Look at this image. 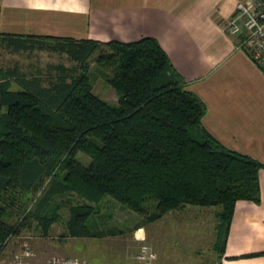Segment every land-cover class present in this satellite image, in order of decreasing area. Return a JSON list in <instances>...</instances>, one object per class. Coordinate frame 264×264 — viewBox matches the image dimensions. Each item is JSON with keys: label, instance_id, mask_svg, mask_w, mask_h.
Instances as JSON below:
<instances>
[{"label": "trees", "instance_id": "trees-1", "mask_svg": "<svg viewBox=\"0 0 264 264\" xmlns=\"http://www.w3.org/2000/svg\"><path fill=\"white\" fill-rule=\"evenodd\" d=\"M1 48L66 54L74 64L0 65V242L22 228L5 219L10 193L35 192L46 176L60 173L63 179H51L31 215L46 234L57 218L50 201L71 191L85 201L70 206L73 236L103 233L94 234L87 220L106 195L148 222L187 205L215 206V249L223 256L237 201L261 202L264 163L205 128V102L187 88L156 37L122 42L0 33ZM97 51V62L115 67L109 80L117 102L93 90L88 60ZM81 151L89 165L77 158Z\"/></svg>", "mask_w": 264, "mask_h": 264}, {"label": "crops", "instance_id": "crops-1", "mask_svg": "<svg viewBox=\"0 0 264 264\" xmlns=\"http://www.w3.org/2000/svg\"><path fill=\"white\" fill-rule=\"evenodd\" d=\"M237 1L0 0V33L122 42L156 37L187 88L205 102V128L226 147L264 163V71L240 45L241 36L226 27L237 12ZM0 65L10 64L1 61ZM259 182L261 202L237 201L225 252L215 264H264V168L259 171ZM52 207L57 210L58 205L48 209ZM114 215L102 216L101 222L92 215L88 226L94 234L103 232L92 236L69 233L66 222L70 212L61 226H56L54 219L47 234L37 219L39 236L31 235L28 224L8 244L17 251L25 238L21 233L31 235L27 239L35 255L30 257V264H47L46 260L57 253L72 254L65 247L78 240L117 241L124 222L119 212ZM9 222L14 224L15 220ZM119 252L125 254L124 250Z\"/></svg>", "mask_w": 264, "mask_h": 264}, {"label": "rangeland", "instance_id": "rangeland-1", "mask_svg": "<svg viewBox=\"0 0 264 264\" xmlns=\"http://www.w3.org/2000/svg\"><path fill=\"white\" fill-rule=\"evenodd\" d=\"M109 51L107 50V52ZM100 52L97 51L90 57L87 71L91 77L94 92L100 95L101 98L114 102L118 100V93L116 88L111 85L109 77L114 74L115 67L112 64L97 62ZM0 54V62L13 64L17 61L25 68L30 65L33 69L46 68L48 63L57 62L68 65L74 64V62L69 61L66 55L60 56L59 53H51L45 50L44 52L34 51L31 53L25 51L24 53L8 54L6 49L1 48ZM16 87L14 86L13 89H16ZM2 111H5L4 106ZM77 158L85 165H89L92 161L91 157L82 151L77 154ZM55 177L63 179V174L55 175L51 173V175L46 176L40 189L35 192L16 191L10 193L8 201L12 207H9L5 219L15 220L14 225L22 222L23 228L29 224L31 235L39 236L40 228L35 227L38 223L37 218L31 215L33 211H36L34 209L37 207L39 200L44 197L51 185V179ZM52 199L53 203H50L48 208L55 204L58 205L57 210H55L57 212L56 221L58 222L55 223L56 226L64 224L65 219L69 216L70 206L84 204L85 202L74 191L57 194ZM96 208L97 211L93 216L96 215L94 218H98L97 220H100V222L102 216L107 214L113 217L114 214L119 212L123 217L121 222H124V228L121 230L120 237L116 239L117 241L104 240L103 238L78 240V244L73 243L65 247L68 249L67 251H72V254L57 253L53 256L62 255L77 259L82 258L87 261L90 258V264H142L137 257L138 250L142 245H147L156 254L154 264H213L218 257L215 249L218 208L215 206L187 205L179 210L166 213L163 218L155 222L146 221L144 214L126 208L110 195L104 196ZM122 208L124 210H119ZM90 219L92 220V217L88 219V222ZM136 223L137 225L141 224V226L135 228L134 224ZM21 235H24L26 240L31 236L27 233H21ZM9 247V244L0 242V264H6L12 259L14 253L20 249L18 248L17 251L13 249V244ZM120 250H124L125 254L119 252ZM48 260H46L47 263Z\"/></svg>", "mask_w": 264, "mask_h": 264}, {"label": "built area", "instance_id": "built-area-1", "mask_svg": "<svg viewBox=\"0 0 264 264\" xmlns=\"http://www.w3.org/2000/svg\"><path fill=\"white\" fill-rule=\"evenodd\" d=\"M226 27L230 33L241 36L240 45L248 49L251 58L264 71V0H238L237 12L229 18ZM31 248L29 241L24 239L8 263L30 264V257L35 255ZM155 256V252L147 245H142L137 254L144 264H154ZM47 264H88V261L57 255L51 257Z\"/></svg>", "mask_w": 264, "mask_h": 264}]
</instances>
